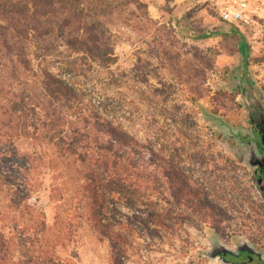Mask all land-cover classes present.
Returning <instances> with one entry per match:
<instances>
[{"label":"rangeland","instance_id":"374dc122","mask_svg":"<svg viewBox=\"0 0 264 264\" xmlns=\"http://www.w3.org/2000/svg\"><path fill=\"white\" fill-rule=\"evenodd\" d=\"M143 1L153 22L110 25L115 60L108 69L98 68L104 83L95 86L91 98L106 106V116L121 130L150 143L169 166L158 159L155 167L144 165L152 174L145 197L107 190L95 209L80 203L83 180L75 171L63 167L61 175L47 176L27 216L42 211L47 238H0L9 247L0 264H207L196 256L204 247L206 223L241 229L252 218L257 192L248 184L247 165L233 158L210 118L235 122L243 114L235 110L240 96L225 86L240 51L229 32L243 34L252 51L250 71L264 87V19L223 26L216 0L206 1L205 13L194 0L191 16L156 19L150 0ZM201 30L225 34L194 38ZM164 46L171 48L170 58ZM188 79L191 85L185 84Z\"/></svg>","mask_w":264,"mask_h":264},{"label":"trees","instance_id":"16d2710c","mask_svg":"<svg viewBox=\"0 0 264 264\" xmlns=\"http://www.w3.org/2000/svg\"><path fill=\"white\" fill-rule=\"evenodd\" d=\"M144 20L153 22L143 0H0V238H47L42 211L27 216L46 177L63 167L83 180L80 203L95 209L107 190L145 197L152 174L144 165L169 166L91 98L104 83L98 68L115 60L110 25ZM224 34L201 30L194 38ZM229 34L243 50V34ZM96 214L88 217L104 228ZM8 248L1 239L0 263Z\"/></svg>","mask_w":264,"mask_h":264},{"label":"flooded vegetation","instance_id":"af4514ba","mask_svg":"<svg viewBox=\"0 0 264 264\" xmlns=\"http://www.w3.org/2000/svg\"><path fill=\"white\" fill-rule=\"evenodd\" d=\"M239 44V49H240ZM238 55V63H242L241 77L233 94L240 96L237 100V121L225 120L231 125L230 137L225 144L231 150L233 158L242 163L244 154L250 152L251 160L264 161V87L250 71L249 59L252 51L247 43L242 45ZM253 153L256 155L254 156ZM247 172L248 184L253 185L257 194L251 201L252 218H247L241 229L232 226H222V223H206L204 230V247H200L196 256H202L207 264H264V192L256 183L258 178H264V166H243ZM209 226V227H208ZM215 240L224 246L210 259L206 253L210 248V240Z\"/></svg>","mask_w":264,"mask_h":264},{"label":"built area","instance_id":"2783aa9c","mask_svg":"<svg viewBox=\"0 0 264 264\" xmlns=\"http://www.w3.org/2000/svg\"><path fill=\"white\" fill-rule=\"evenodd\" d=\"M213 1V0H212ZM223 26L245 27L264 19V0H216Z\"/></svg>","mask_w":264,"mask_h":264},{"label":"water","instance_id":"95a60500","mask_svg":"<svg viewBox=\"0 0 264 264\" xmlns=\"http://www.w3.org/2000/svg\"><path fill=\"white\" fill-rule=\"evenodd\" d=\"M235 30H237L235 28ZM242 63H239L234 70L231 71L230 75H229V81L227 84H225V86L227 88H229L230 91H235L236 90V86H233L234 83H237L238 80L241 77V72H242ZM204 114L206 115V111H204ZM213 122L214 125L217 128V131L219 134L223 135V141H225V139L228 137H230V132H231V125H228L226 123H223L221 116L219 115L216 118H210ZM251 154L250 152L244 154V158H243V163L247 166H249L250 168H254L255 166H264V161H258V160H251ZM253 155L255 156L256 154L253 153ZM257 185L260 188V192L263 193L264 192V178H258L256 180ZM210 244V248L207 251L206 255L210 258V259H215L216 258V254L217 252H219L221 249L224 248V246L220 243H217L215 240H210L209 242Z\"/></svg>","mask_w":264,"mask_h":264},{"label":"crops","instance_id":"0c3cea01","mask_svg":"<svg viewBox=\"0 0 264 264\" xmlns=\"http://www.w3.org/2000/svg\"><path fill=\"white\" fill-rule=\"evenodd\" d=\"M207 0H198V3H201V9H199L200 13H205L204 6L207 3ZM173 3L175 5L174 8L169 10L168 4ZM171 2H167L166 0H150L149 8L151 10L152 16L154 18H167L170 16L178 17V19H182L185 16H191L192 9L197 5L194 0H174ZM222 26V25H221Z\"/></svg>","mask_w":264,"mask_h":264}]
</instances>
